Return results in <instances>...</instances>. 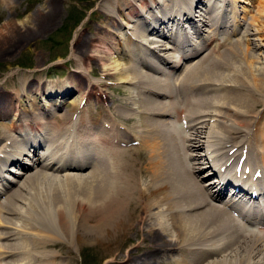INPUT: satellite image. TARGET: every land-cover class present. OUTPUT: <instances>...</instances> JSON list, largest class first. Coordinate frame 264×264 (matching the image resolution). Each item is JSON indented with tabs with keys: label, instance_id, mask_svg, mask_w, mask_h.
Instances as JSON below:
<instances>
[{
	"label": "bare ground",
	"instance_id": "obj_1",
	"mask_svg": "<svg viewBox=\"0 0 264 264\" xmlns=\"http://www.w3.org/2000/svg\"><path fill=\"white\" fill-rule=\"evenodd\" d=\"M47 1L50 5L47 10L39 9L31 20L34 21L28 32L30 35L48 26L50 17L55 14L54 0ZM11 2L0 0L8 7ZM239 2L253 6L251 0H106L97 8L98 14L105 19L100 20L102 31L95 33L101 44L99 50L92 48L89 52L100 54L98 61L103 70H113L106 74L114 73L120 83L136 90V94L133 91L129 96L135 109L117 112L115 106L103 104L106 93L92 91L95 88L86 84L82 87L78 79H59L47 84L39 82L32 89L34 83L29 84L23 78L19 86L20 95L26 98L24 104L15 92L3 94L0 91V118L10 121L0 132V195L9 189V181L17 182L16 188L0 200V222L4 221L1 213L22 219L26 209L36 211L33 205L32 208L24 206L27 203L22 200L20 192L29 187L26 181L33 180V177L42 176L51 182L74 180L77 186L88 181L89 186H95V191L88 190L87 195H81L83 197L64 196L66 191L62 199L53 196L48 199L46 218L48 222L51 219L49 225L52 228L55 224L56 231L59 229L61 236L65 235L63 239L67 246L77 238L80 243L102 244L125 236L122 239L125 242L128 233L140 232L141 222H146L148 229L140 234L151 235L152 239L149 244L145 243V237L137 239L134 246L141 247L144 243L152 250L137 259L126 258L123 264H141V261L145 264L163 249L178 251L181 257L175 260L176 264H264V231L249 230L227 213L223 204L213 202L225 200V204L238 206L246 219L263 228L264 132L259 124L263 117L260 106L264 107V33H261L264 0L254 4L256 14L250 15L249 20L245 19V14L250 9L240 6ZM12 20H6L8 26H3L0 34L5 27L12 32L15 29L16 33L27 34L23 23L17 26ZM253 21H257L256 27H251ZM112 26L124 29L126 36L122 31L115 32ZM205 26L207 28L202 30ZM238 29L239 38L236 37L231 44L250 43L254 50L243 52V57L247 62L250 59H256V62L251 61L246 69L241 65L242 56L237 60L225 57L224 60L229 62L223 63L224 56L220 52L214 56L217 60H212L209 53L213 51L214 55L216 49L202 56L208 46L224 37L216 35H235ZM102 32L107 34V39ZM224 41L225 38L218 45ZM83 44L87 45V42L78 39L77 47ZM228 49L233 55L234 49ZM122 54L126 55L128 62L117 60ZM196 54L197 58L187 63ZM133 62L141 63L148 72L136 68ZM221 63L224 64L222 71L215 67H222ZM179 65L183 66L181 72H174ZM81 70L84 73L85 68L81 67ZM187 76L190 80L186 81ZM80 89L79 99L67 97L72 90ZM28 93L40 94L39 99ZM93 93L97 116H93L88 104H79L83 99H89V103ZM103 95V99L98 98ZM175 96L180 99L176 100ZM166 97L172 99L163 100ZM66 99L73 109L62 110ZM133 115H137L138 133L133 134L134 131L127 128L119 129V122L133 119ZM162 115L165 117H160ZM252 125L255 127L253 131ZM135 141L136 146L129 145ZM41 142H44L43 146ZM244 145L251 147L248 149ZM130 148L147 153V170L135 168L138 173L134 175V165L126 158L122 160ZM239 148L246 149L245 156V152L237 151ZM231 149L234 150L226 155ZM17 161L24 163L25 167L38 168L32 173H26L29 168L21 172L12 165ZM240 161L243 164L239 165ZM209 164L216 166L217 174L204 177L211 172L206 171ZM142 173L148 182L144 191L138 186L137 176ZM16 175H23V180L18 182ZM228 176L235 182L239 180L246 192L232 185ZM227 187L233 189L230 190L232 193ZM115 190L120 193V199L113 201L110 196ZM250 192L256 196L252 197ZM137 207L143 214L133 218ZM92 213H98L96 221L87 224ZM245 217L240 216V219L246 221ZM76 219H80L79 224ZM171 229L180 240L174 239L179 245L169 250L167 244L171 239H166L163 234H169ZM85 233L89 238L81 236ZM2 238L17 239V235L0 230ZM44 238L40 237L39 242H49ZM6 243L0 242V260L15 251L12 244H8L9 249ZM21 243L17 246L20 247ZM49 258L54 260L55 256Z\"/></svg>",
	"mask_w": 264,
	"mask_h": 264
},
{
	"label": "rangeland",
	"instance_id": "obj_2",
	"mask_svg": "<svg viewBox=\"0 0 264 264\" xmlns=\"http://www.w3.org/2000/svg\"><path fill=\"white\" fill-rule=\"evenodd\" d=\"M10 1H12L10 4V6L12 5L11 7L10 6L8 7L7 5L4 6L3 4L0 3V29H2L3 26H6L7 24L6 20L11 18L13 19L12 21L16 23V25L18 24L17 26L22 25L23 23L25 25L24 28L27 27L26 28L27 31L23 28V26L22 28L24 31H26L27 34L18 33V32L16 33L15 29H14V32H12L6 28L8 25L5 27V30L3 31L4 33L1 32L0 34V91L3 94H5L6 92H10V91L15 92V94H18L17 98H19V100L21 98V102L23 104L25 103L26 98L20 95L21 90L19 89L20 87L17 83L20 78L19 76H22L20 80H23L24 78L25 80H28L27 82H29V84L34 83L33 86L31 85L32 89H35L36 84H38L39 82H41V84H47V83H52L55 80H59V79L68 78L70 80H75V81L78 79L77 82H79L82 85V87L83 85L86 84L87 86H90L91 89L92 87L95 88V89H92V91L99 90L97 92L106 93L107 95L105 98L106 100H104L103 104L109 107L115 106L114 109H116L117 112H121V110H124L126 108L135 109V106L131 104V100L129 96H131L133 91H134V94H136L137 93L136 90L130 85L120 83V81L113 75L114 73L109 74V75L106 74L107 72H112L113 70H110L107 68H104L103 70L101 64L98 61V56L100 54L99 53L94 54L92 52H89L90 49L91 50H93L94 48L95 49L97 48L98 50L100 49L98 46L101 44V42L97 41L96 39L97 35H95V33L102 31L99 24H101L100 20H102L103 18L98 14L97 8H99V6L106 0H54V5L56 6L55 14H53V16L50 17L51 19H50L48 26H46L42 31L37 32L35 35L34 34L30 35L31 32L28 33L29 31H31L30 26H32L31 24L34 21V20L31 21V20L33 19L34 15L39 9H42V11L47 10L48 6H50L48 4V1L47 0H10ZM251 1L253 3V6L246 5L242 2L238 3L240 6L244 5L246 8L250 9V12L247 11V13L245 14V19L248 18V20L250 18V15L256 14L255 13L256 7H254V4H257L258 2V0L256 1L251 0ZM258 18L259 19L263 18V15L259 16ZM257 24H258L257 21H253V24L251 27H256ZM203 28L206 29L207 27L205 26V27H202V29ZM111 29H114L115 32L122 31L123 34L125 33L124 29L123 30L121 28L118 29V27L112 26ZM240 29L237 30L238 32L235 35H232V34L229 36L224 35V34L216 35V36H224L220 38V40L217 39L219 42L225 38L224 44L218 45L217 40L214 41L210 46L206 48V51L202 53V56L206 53H209L211 49H216L215 50L216 52L214 53V55H212L213 51L212 53H209L210 54L209 58L211 59L213 58L215 60L216 59L214 57L215 54L220 52V55L224 56L221 62L228 63L229 62L228 60H224L225 57H228V59L232 58L233 60H237L239 59V57L242 56L241 60L243 61L244 64L241 63V65H242V68H245V69L246 67H248L251 61L256 62V59L254 60L250 59V62H247V60H245L243 57L244 56L243 52L245 53L246 51L247 53H251L252 50H254L251 48L252 45L250 43L247 44L245 42H242L243 44L242 45L240 44L239 46L237 43L231 44L233 41H235L236 37L239 38L238 36H239ZM261 30H263L261 33H264V22H262ZM102 34L105 37V39L108 38L106 33L102 32ZM124 36H126V34H124ZM78 39L85 40L87 42V45L83 44L82 47L78 48L77 47ZM226 40H231V42H226ZM167 44L169 43L167 42ZM229 47H232L234 49L233 51H235L239 55L236 54L235 52L232 55L231 54L232 50L229 51L228 49ZM171 52L174 55H176L175 51L171 50ZM224 53H226V56ZM120 56L121 57H117V60H119L120 62L122 61L128 62L126 55L122 54ZM196 58L197 56L189 59L187 63L190 61H193ZM223 63H221L222 67H220L219 65L220 67L219 68L217 67L218 62H215V65H217L215 66L216 69L221 70L224 67ZM135 66L136 68L146 71V69L142 67L143 65L141 64L140 65L136 64ZM81 67L85 68L84 73L82 72ZM182 69H183V66L180 65L179 68L175 72L180 73ZM15 70H17L16 73H15ZM77 71H81L82 73L77 72ZM177 73L176 75H178ZM187 77L184 80L186 81L190 80L189 77L188 78ZM98 84L101 86L98 87ZM246 85L248 86V84ZM129 89H131V91ZM81 91L82 89L74 92L73 95H71L72 100L79 99ZM94 93L92 94L93 96L91 97L89 103H88L89 99L86 101V103L89 105L88 108L91 109L90 112L93 114V116H97L96 111H98V107L95 103ZM27 95H30V97L32 98L34 97V99L38 100L39 98L38 95L40 94L33 95V93H28ZM98 98L103 99L104 95L102 96V98L101 96ZM174 98L176 100L180 99L179 97H176V96ZM171 99L172 98H168V97L163 98V100H171ZM67 100L68 99H66L65 102ZM83 103L86 105L85 102ZM116 104L118 105L116 106ZM65 109H73V107L70 106V103L66 102L65 107H63L62 110H65ZM260 111L263 116L262 117L263 119L262 118L260 119L259 126H260L261 131L264 132V107L261 108L260 106ZM69 113H71V111ZM133 116H134L133 119H129L125 121L124 123L122 122H119V123L121 125V128L130 129L134 131L133 134H136L138 133L139 123L137 122L138 120L137 115H133ZM162 117H164V115H162ZM56 118H57V113L54 116V119ZM9 122L10 121L5 120L4 117L0 118V132L5 130V128L3 127H6L7 125H9ZM253 129H255L254 126L251 127V131H253ZM247 146L248 148L251 147L249 145ZM238 150H240V148ZM125 158L131 165H134L133 167L134 175L138 173L135 168L137 169L140 168L143 170H145L146 168L147 170L146 160L148 159V155L145 151H141L139 149L134 150L130 148L128 149V152L125 154L122 160H125ZM119 159L121 160V157ZM37 168L38 167H31L28 169V171L26 170L27 171L26 173H29V172L32 173L33 170ZM43 171L47 172L46 170H43ZM144 176H145L144 173L137 176L138 183L140 184V185L138 184V186L143 191H144V188H146V185H147L146 183H148ZM23 177H24L23 175L18 177L17 178L18 182L22 181ZM65 181L66 180H58V181L52 180L53 182L52 183L51 180L43 178L42 176L40 177L38 176L37 178L33 177V180L31 179V180L26 181V184L29 185V187L26 188L27 192L24 189H21L20 192L24 193V194L21 193L22 200L24 199L25 203H27L24 206L26 207L27 205L26 208H28L30 205L32 208V205H33L34 206L33 208H35L36 211L33 209L34 210V213H33L30 210H28L29 208L26 209L23 212L24 216L22 217V219L21 218L18 219L14 217L13 214L1 213L4 216V221L1 220L0 222L1 224L3 222L2 224L3 226L0 225V230L4 232H9L14 236L17 235V239L16 238L0 239V242L4 241L6 243L8 241L6 244L7 245L12 244L11 246H13L12 248L15 250L12 254H10L11 257L7 255L5 256V258H2V260H0L1 264H4V263L6 264V262H9V264L11 263L13 264V262H20V261L21 262L27 261L28 263L26 262V264H32L31 262H33V264H123L122 262L123 260H126V258H130V259L136 258L137 259L141 257L142 255H144L147 250L148 251L152 250V248H149V246L145 247L146 244L144 243L141 245V247H139L138 245L136 247L134 246L137 244L135 242L137 239L144 238V237L146 240L145 243H148V244L150 243V240L152 239L151 235H148L146 233L143 235L140 234V232L147 231L149 225H146V222L143 224L141 222L142 226L139 228H142L143 230L141 229L140 231L139 229L138 231L140 232L128 233L127 235L128 241L123 242L122 239L125 237L123 236V237H120L116 241L108 240L107 242H104L102 244L101 243L94 244L88 241L80 243L79 239L77 238L70 242L69 244V246H71V249H70L69 246H67L65 242L66 240L63 239L65 235L61 236V234L59 233V229L56 231L55 224H54V228H52L53 227L52 225H49L51 219L48 222L46 218L48 199L49 197L52 198V196L55 199H62L61 196H63V194H65L66 191L67 192L64 196L71 195L69 197H72V198L73 197H77V198L83 197L90 190L95 191V186H89L90 184L88 183V181L87 182L84 181V183H81L82 185L80 186H77V183L74 180H70L66 182ZM16 185H17V182L12 184L9 187V189L6 191V193L1 195L0 198L3 197L4 195L7 196L12 190L16 188ZM48 185L50 187H48ZM49 190L51 191V193ZM63 191L64 193H62ZM74 192L75 194H73ZM115 192L117 193V190H115ZM115 192L111 193V196L112 195L114 196L112 197L110 196L111 199L113 198V201H115L114 199H120V193L116 194ZM26 199H27V202H26ZM41 199L43 201H41ZM35 212H38V213L35 214ZM141 212H142L141 208L137 207L135 212L133 213V218H136L138 215L141 216L143 214ZM154 212H157V210H154ZM92 214H90L92 217L90 219V223L88 222L87 224H93V222L96 221L95 218L97 217L98 213H96L97 215L95 213H92ZM26 215H29L30 218L29 217L26 218L27 217ZM34 215L35 216L37 215V216L35 217ZM34 217L36 218V220H34L35 219ZM31 218H34V219H31ZM79 220L80 219H76L77 224H79ZM13 224L14 225L16 224V225L13 227ZM19 224L21 225V227H19L20 226ZM23 226H25L26 228ZM22 227L24 229H22ZM12 228L19 232L14 231ZM250 228L254 229L253 227H250ZM172 230L173 229H171L169 234L167 235L163 234V236H166L165 237L166 239H171V241H168L169 243L167 244L170 246L169 250H172L174 249V247H177L179 245V244H176V241L174 240L178 238L175 236L176 232L175 230L173 231ZM179 233L181 234V232ZM21 235L22 237L20 238H22L23 240L18 238ZM81 236L86 237V239L89 238L86 233ZM40 237L41 238L45 237L44 239L45 240L47 239L49 242L40 243L39 242ZM19 242L20 243L24 242L25 244L21 243L20 247H18L17 245H19L18 244ZM10 245H8L9 249H11ZM25 247L26 249L29 248V250L27 249L26 251ZM17 248H20V250L18 249L19 253L17 251ZM22 255L25 258V260L22 257ZM49 256H52V257L55 256V259L51 260ZM180 257L181 255L178 253L176 249H174L173 251H168L167 249L166 250L163 249L157 254H155L152 259L146 261L145 264H176L175 260H177ZM31 258H32V261L30 260ZM47 258H49V260ZM11 260H13V262ZM49 261H51V263H49ZM141 264H144V263L141 261Z\"/></svg>",
	"mask_w": 264,
	"mask_h": 264
}]
</instances>
